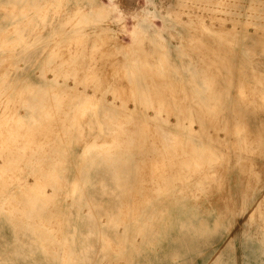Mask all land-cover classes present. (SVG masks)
I'll list each match as a JSON object with an SVG mask.
<instances>
[{
	"label": "rangeland",
	"instance_id": "rangeland-1",
	"mask_svg": "<svg viewBox=\"0 0 264 264\" xmlns=\"http://www.w3.org/2000/svg\"><path fill=\"white\" fill-rule=\"evenodd\" d=\"M117 1L0 0V264H264V0Z\"/></svg>",
	"mask_w": 264,
	"mask_h": 264
},
{
	"label": "bare ground",
	"instance_id": "bare-ground-1",
	"mask_svg": "<svg viewBox=\"0 0 264 264\" xmlns=\"http://www.w3.org/2000/svg\"><path fill=\"white\" fill-rule=\"evenodd\" d=\"M109 8H111L112 10L114 11H118L119 10V4H118V1L117 0H109ZM111 10V11H112ZM126 12V11H125ZM119 13L123 14L120 10H119ZM155 13V12H154ZM124 16V15H123ZM123 16H122V19H123ZM130 17H132L135 22L133 23V27H134V30L136 32V30H140L142 29V27H144L145 25H147L148 23H150L151 25H157L158 23V19L156 18V16H154V14L152 13V11L150 10H142L141 12L139 13H133V14H130ZM115 19V18H114ZM125 19V18H124ZM115 20H118V19H115ZM39 21V20H38ZM121 21V20H120ZM144 32V31H143ZM135 37V36H133ZM164 39V38H162ZM132 43V42H131ZM2 49V48H1ZM128 50V49H127ZM130 53V52H129ZM23 54V53H22ZM160 65V64H159ZM91 66V65H90ZM92 72V71H91ZM129 73L132 75L133 74V71L131 69H129ZM91 76V75H90ZM91 80V79H90ZM99 89V88H98ZM126 102V101H125ZM16 122V121H15ZM190 128H192V123L190 124ZM194 131V130H193ZM162 134L164 136V138L166 139H170L171 137L173 139H175V135L168 131L167 129L166 130H162ZM228 134V133H227ZM159 155V154H158ZM161 155V154H160ZM171 156V154H170ZM153 163V162H152ZM206 163V162H205ZM220 163V162H219ZM154 166V165H153ZM159 168V167H158ZM197 173V172H196ZM184 175V173H183ZM10 179V178H9ZM12 180V179H11ZM14 180V179H13ZM133 229V228H132ZM114 230V229H113ZM116 231V230H115ZM117 233V232H116ZM103 240V239H102Z\"/></svg>",
	"mask_w": 264,
	"mask_h": 264
}]
</instances>
